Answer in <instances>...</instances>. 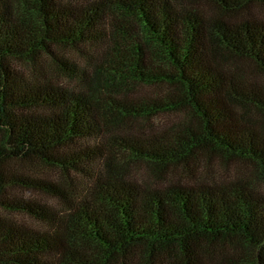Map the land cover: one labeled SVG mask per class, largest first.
<instances>
[{"label": "trees", "instance_id": "1", "mask_svg": "<svg viewBox=\"0 0 264 264\" xmlns=\"http://www.w3.org/2000/svg\"><path fill=\"white\" fill-rule=\"evenodd\" d=\"M255 5L0 0V264H264ZM175 111L186 119L127 124ZM212 154L248 168L220 182L128 175L132 162L162 176Z\"/></svg>", "mask_w": 264, "mask_h": 264}, {"label": "rangeland", "instance_id": "2", "mask_svg": "<svg viewBox=\"0 0 264 264\" xmlns=\"http://www.w3.org/2000/svg\"><path fill=\"white\" fill-rule=\"evenodd\" d=\"M252 12L257 16L264 18V5H255V7L252 9ZM70 52L71 51L69 50L66 51L68 55L73 57L72 53ZM44 71L60 82H63L65 84L70 83L64 76L59 74V72L54 68L53 64H49L47 66V63L45 62ZM139 87L142 86L136 87L134 91H137ZM185 115L186 113H183L182 111L168 112L158 115L154 118V120L146 121L144 119H135L130 122V124H127L131 125L133 130L144 132L149 131V125H151V128L163 127L164 125L171 124L173 125L174 123L179 122L181 119H186ZM247 168V163L239 159H224L212 154L210 158L202 156L198 159V161L189 162V165L187 167L181 165L175 168H170L162 176H155L154 174H152L148 170L147 165H145L144 163L132 162L128 164V175L138 182L147 181L151 183L153 182L152 184H162L171 179H177L187 182H194L196 180L220 182L237 176L238 173H241L240 171ZM36 171L43 176H48L49 178L54 176V172L49 169H42L40 167H37ZM14 192H17L24 197L39 199L47 204H55V201L52 197L37 191H32L30 189H19L18 191L14 190ZM17 217L20 219L23 218L31 224H34L31 219H27L24 216L17 215Z\"/></svg>", "mask_w": 264, "mask_h": 264}]
</instances>
